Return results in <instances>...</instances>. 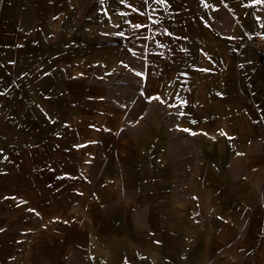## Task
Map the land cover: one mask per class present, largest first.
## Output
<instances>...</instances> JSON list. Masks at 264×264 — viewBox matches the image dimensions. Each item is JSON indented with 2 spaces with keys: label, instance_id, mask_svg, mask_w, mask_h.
<instances>
[{
  "label": "crops",
  "instance_id": "1",
  "mask_svg": "<svg viewBox=\"0 0 264 264\" xmlns=\"http://www.w3.org/2000/svg\"><path fill=\"white\" fill-rule=\"evenodd\" d=\"M257 33V0H0V264H264Z\"/></svg>",
  "mask_w": 264,
  "mask_h": 264
},
{
  "label": "built area",
  "instance_id": "2",
  "mask_svg": "<svg viewBox=\"0 0 264 264\" xmlns=\"http://www.w3.org/2000/svg\"><path fill=\"white\" fill-rule=\"evenodd\" d=\"M249 45L257 52L259 56L264 57V37L260 34H254L249 38Z\"/></svg>",
  "mask_w": 264,
  "mask_h": 264
},
{
  "label": "snow or ice",
  "instance_id": "3",
  "mask_svg": "<svg viewBox=\"0 0 264 264\" xmlns=\"http://www.w3.org/2000/svg\"><path fill=\"white\" fill-rule=\"evenodd\" d=\"M101 2H103V0H101ZM157 2H159V3H164L165 0H157ZM257 2H264V0H257ZM138 26H139V25H137V27H138ZM121 35H122V34H121ZM156 99H159V98L157 97ZM185 131H188V130L185 129ZM221 134L226 135L225 133H221Z\"/></svg>",
  "mask_w": 264,
  "mask_h": 264
},
{
  "label": "trees",
  "instance_id": "4",
  "mask_svg": "<svg viewBox=\"0 0 264 264\" xmlns=\"http://www.w3.org/2000/svg\"><path fill=\"white\" fill-rule=\"evenodd\" d=\"M259 61H260V64H261L262 68L264 69V57L260 56L259 57Z\"/></svg>",
  "mask_w": 264,
  "mask_h": 264
}]
</instances>
